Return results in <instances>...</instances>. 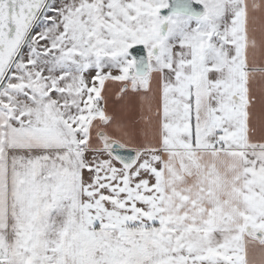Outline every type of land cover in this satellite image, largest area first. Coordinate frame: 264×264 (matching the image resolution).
I'll return each mask as SVG.
<instances>
[{"label": "snow or ice", "instance_id": "snow-or-ice-1", "mask_svg": "<svg viewBox=\"0 0 264 264\" xmlns=\"http://www.w3.org/2000/svg\"><path fill=\"white\" fill-rule=\"evenodd\" d=\"M256 13L264 0H0V264H256ZM108 82L140 98L143 136L109 113Z\"/></svg>", "mask_w": 264, "mask_h": 264}, {"label": "crops", "instance_id": "crops-1", "mask_svg": "<svg viewBox=\"0 0 264 264\" xmlns=\"http://www.w3.org/2000/svg\"><path fill=\"white\" fill-rule=\"evenodd\" d=\"M256 19L250 22V29L253 34L259 40L264 37V13H256ZM255 61L264 66V48L258 49L255 55ZM121 85L119 83H112L106 89L107 96V107L111 114H114L119 120L127 122L132 131L140 136H143L145 125L141 120V106L140 98H133V104L129 105L128 98L121 100L119 97L115 98L114 93L118 92ZM252 94L255 100L253 108V122L257 127V131L264 128V77L259 74L255 77L252 82ZM200 162L202 165L211 166L213 164L219 169L221 173H228L227 163H229L228 157L221 156L216 158L210 155L208 152L199 153ZM177 169H180L181 164L179 159L173 161ZM199 173L194 172L191 175L185 176V181L182 184H178L179 188H195ZM249 257L253 259L256 264H259L260 260L264 258V246H261L258 241L250 242L248 245Z\"/></svg>", "mask_w": 264, "mask_h": 264}, {"label": "rangeland", "instance_id": "rangeland-1", "mask_svg": "<svg viewBox=\"0 0 264 264\" xmlns=\"http://www.w3.org/2000/svg\"><path fill=\"white\" fill-rule=\"evenodd\" d=\"M109 85H112V82H108V83L106 84V88H107ZM117 93H118V92L114 93V95H113L115 98H118Z\"/></svg>", "mask_w": 264, "mask_h": 264}]
</instances>
